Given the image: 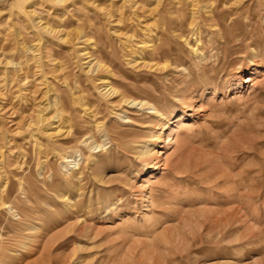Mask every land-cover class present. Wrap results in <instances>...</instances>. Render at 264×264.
Here are the masks:
<instances>
[{
	"label": "rangeland",
	"instance_id": "1",
	"mask_svg": "<svg viewBox=\"0 0 264 264\" xmlns=\"http://www.w3.org/2000/svg\"><path fill=\"white\" fill-rule=\"evenodd\" d=\"M30 9L66 40L40 44ZM192 13L197 26L176 30ZM81 35L122 95L102 96L86 74L73 45ZM24 45L40 47L42 67ZM55 94L66 108L52 140L34 123ZM78 94L85 107L71 103ZM159 128V156L144 158ZM1 201L16 210H0L8 264H264V0H0ZM13 214L33 228L19 230Z\"/></svg>",
	"mask_w": 264,
	"mask_h": 264
},
{
	"label": "bare ground",
	"instance_id": "2",
	"mask_svg": "<svg viewBox=\"0 0 264 264\" xmlns=\"http://www.w3.org/2000/svg\"><path fill=\"white\" fill-rule=\"evenodd\" d=\"M55 2H57V3H59V4H64V3H66L67 1H69V0H54ZM71 1V0H70ZM159 2V1H158ZM202 2V1H201ZM198 4V3H197ZM88 7V6H87ZM177 10V9H176ZM165 11V10H164ZM36 12V11H35ZM34 12V10H29L28 11V15L30 16V17H32V22H33V28L35 29V31L38 33V42L40 43L41 41H42V39H45L46 41H47V39H49V38H57L56 40H58V38H61L60 36L61 35H59V33H61V32H63V30H61V29H58V28H55V27H52L51 25H49V23H47L46 21H44L38 14H36ZM211 12V11H210ZM169 14V13H168ZM197 14V13H196ZM196 14L195 13H192L188 18H186V15L185 16H180V17H176V30H181V31H183L182 30V28H183V26L185 25V24H188V26L190 27V28H194V27H196L197 26V21H198V19H197V16H196ZM215 18V17H214ZM163 19V18H162ZM165 19V18H164ZM187 20V21H184V20ZM233 19V18H232ZM31 20V19H30ZM206 20V19H205ZM161 21V20H160ZM207 21V20H206ZM163 22V21H162ZM172 22H173V20L171 21V20H169V21H166V25H171L172 24ZM236 22V21H235ZM217 24H218V22H217ZM175 25V24H174ZM252 27V26H251ZM166 29V28H165ZM96 30V29H95ZM92 31V30H91ZM93 31H94V29H93ZM100 31H101V29H100ZM79 33H81L80 31H79ZM200 34V33H199ZM230 34V33H229ZM64 35H66L65 36V38H67L68 37V35H69V33H67V32H65L64 33ZM171 35V34H170ZM227 35H228V33H227ZM231 35V34H230ZM63 36V35H62ZM129 36V35H128ZM225 36H226V33H225ZM65 38H61V39H65ZM75 38H77V36L75 37ZM200 38V37H199ZM128 39H130V41H131V38H128ZM203 39V38H202ZM233 39V38H232ZM66 40V39H65ZM82 40V41H81ZM58 41H60V40H58ZM88 41H90V38L89 37H86L85 35H81V37H78V41L77 42H75L73 45H75V47L77 46V50H76V53H77V57H78V59H79V61L81 62V65H83V67H84V71H86V74L87 73H95V76H94V78H93V81H94V84H95V86H96V88H98V90H100V93H101V95L102 96H105V97H108V96H111V95H113V94H121L120 93V90L118 89V88H116V87H114V85H112V82L110 81V78H111V76H112V73H114V72H112V70H111V68H109L107 65H106V63L104 64L103 63V61H100V60H98V59H96V57H94L92 54H91V52L89 51V48H88V44H89V42ZM129 41V42H130ZM41 43H43V42H41ZM40 43V44H41ZM44 43H46V42H44ZM200 43H201V41L199 40V39H197L196 41H195V44L193 45V46H191L192 47V51H193V53H194V55H196V57L198 58V57H201L202 56V51H203V49H202V47H200L201 45H202V43H201V45H200ZM43 45H45L46 46V44H43ZM49 45H51V43L49 44ZM47 46H48V44H47ZM151 46V45H150ZM203 46V45H202ZM37 46H35L34 47V49L32 48V47H26V45H24V48L26 49L25 51H27V52H30L31 54H32V59L30 58L29 59V61L30 60H33L34 59V61L37 63V67H42V66H40L41 64H40V61H41V55L38 53L39 52V48H36ZM44 47V46H43ZM130 49H131V52H132V54L133 55H138L139 54V56H137V57H135V59H134V61H137L139 58L141 59V60H143V63H145V65H148V64H150V63H147L146 61H145V59H144V57L143 56H140V52H139V49L136 47V45L135 46H131L130 45ZM153 48V47H152ZM155 48V47H154ZM164 48V47H163ZM112 49V48H111ZM166 49V48H165ZM51 50V49H50ZM156 50V49H155ZM109 51V50H108ZM113 52V51H112ZM115 52V51H114ZM228 52V51H227ZM53 53V52H52ZM46 54V53H45ZM107 54V53H106ZM157 54V53H156ZM180 56V54H177V57H179ZM115 57V56H114ZM176 57V58H177ZM109 58H111V57H109ZM46 59V58H45ZM55 62V61H54ZM46 63V62H45ZM10 66H13L14 67V69H16V71H18V72H20V70H21V66H20V64H18V63H15V62H13L12 60H7L6 62H5V68H6V70H9L10 68ZM149 66V65H148ZM9 68V69H8ZM199 68V67H198ZM36 70V69H35ZM61 70V69H60ZM204 71V70H203ZM58 72H60V71H58ZM7 73V72H6ZM40 73H42V72H40ZM36 74V73H35ZM42 75V74H41ZM207 75V74H206ZM93 76V75H92ZM91 76V77H92ZM43 77H44V75H43ZM65 77V76H64ZM88 77V76H87ZM21 80V79H20ZM24 79H22L21 80V82L23 81ZM46 81V80H45ZM9 82V81H8ZM8 82H7V84H8ZM81 82V81H80ZM99 82L102 84L101 86H99ZM62 83H64V82H62ZM68 83H70V82H68ZM5 84H6V82H5ZM44 84H45V82H44ZM71 85V84H70ZM52 86V85H51ZM67 86V85H66ZM87 87V86H86ZM48 88V87H47ZM81 88V87H80ZM88 88V87H87ZM68 89V88H67ZM66 89V90H67ZM73 89V88H72ZM8 90V89H7ZM70 90V89H69ZM83 90V89H82ZM47 93L49 94L50 93V91H51V89L50 88H48L47 90ZM61 91V90H60ZM88 92V91H87ZM63 93H65V91H63ZM74 93V92H73ZM47 94V95H48ZM59 94H60V92H59ZM68 94L69 93H65V96H64V98L65 97H67L68 96ZM57 94H55V99H53L52 100V98L50 99L51 101H49L48 103H46L43 107H42V109L39 111V113L37 114V116H36V122L34 123L36 126H37V129H38V132L40 131L41 133H43L44 135H47L48 137H50V138H52V140H53V138H55V137H58L57 135H61L62 133V128L60 127V125L58 124L59 123V121H60V119H63L62 118V111L63 110H65L64 108H66V101H65V99L64 98H62L61 99V97H62V95H61V97H59L58 95L56 96ZM77 95V94H76ZM76 95H74V97L73 98H71V103H74V104H78V103H80V105L82 106V107H85V104H82L81 102H82V100H83V97H82V95H79V96H76ZM122 95V94H121ZM72 96H73V94H72ZM69 98V97H68ZM104 98V97H103ZM61 99V100H60ZM120 100H121V102H122V104L123 103H126V104H128V105H130V106H134V107H139V108H141V109H143V110H145V109H148V111H150V112H153L154 114H160V111L157 109V107L155 106V104H152V103H150L149 102V100H146V98L145 99H141V98H138V97H134L133 95L132 96H125V95H123L121 98H120ZM119 100V101H120ZM67 101H69V100H67ZM79 105V104H78ZM89 106V105H88ZM71 107V106H70ZM114 107V106H113ZM68 109V108H67ZM66 109V110H67ZM70 109V108H69ZM73 109V108H72ZM68 111V110H67ZM91 111V110H90ZM114 111V110H113ZM64 112V111H63ZM70 112V111H69ZM89 113V112H88ZM116 115H118L119 117H121V114H119V113H117L116 111L114 112ZM75 114V113H74ZM71 115V114H70ZM69 115V116H70ZM90 114H88V116H89ZM68 116V117H69ZM123 116V115H122ZM90 117V116H89ZM93 117V116H92ZM66 118V117H65ZM72 118V117H71ZM94 118V117H93ZM93 118H91V119H93ZM98 118V117H97ZM122 118H125V117H122ZM127 118V117H126ZM67 119V118H66ZM70 119V118H69ZM74 119V118H73ZM76 119V118H75ZM187 118L184 116V118L180 121V125L179 126H182V125H186L187 124V120H186ZM64 121V120H63ZM82 121V120H81ZM33 122V121H32ZM71 123V122H70ZM84 124V123H83ZM33 125V124H32ZM80 125V124H79ZM33 127V126H32ZM74 127V126H73ZM82 127V126H81ZM116 127V126H115ZM28 128V127H27ZM52 129H55V131L56 132H52L51 130ZM95 129H96V131L97 132H102L101 134L103 135V134H105V129L103 128V125L101 124V122H96L95 123ZM160 130H158L156 133H154L151 137H150V140H149V143L146 145V147H145V150L144 151H142L143 153H142V156L145 158H147V157H149L150 156V154L151 155H154L155 154V157L156 158H158V150H154L153 149V145H155V144H157V141L160 139V137H161V128H159ZM58 130V131H57ZM68 130V129H67ZM175 130V129H174ZM178 130H179V128L178 129H176L175 131H176V133H177V136H178ZM34 131V130H33ZM35 132V131H34ZM88 132V131H87ZM36 133V132H35ZM64 133V132H63ZM68 135L67 136H69V134L71 133V131H70V129H69V131H67L66 132ZM66 133H65V135H66ZM37 134V133H36ZM35 134V135H36ZM39 134V133H38ZM42 134V135H43ZM100 134V133H99ZM119 134H120V131H119ZM126 134V133H125ZM85 135H86V133H85ZM61 136H63V135H61ZM106 136V135H105ZM92 137L93 136H91V135H89V136H86L85 138H84V140H83V142H85V144L86 145H89V150L91 151V152H93V153H97V149L99 148L98 146H102V145H100V144H98L96 141H95V139H92ZM118 137V136H117ZM120 139H122V138H120ZM51 140V141H52ZM57 140V139H56ZM79 140V139H78ZM123 141V140H122ZM61 144V143H60ZM56 145H58V144H56ZM55 145V146H56ZM104 145V144H103ZM123 145H124V143H123ZM145 145V144H144ZM88 147V146H87ZM55 149V148H54ZM57 149V148H56ZM77 151V150H76ZM56 152H58V151H56ZM60 152V151H59ZM58 152V153H59ZM77 153H79V151H77ZM76 153V154H77ZM61 155V157H62V159L65 161V162H68V163H70V164H77L78 163V161H77V159H76V157L75 156H72V155H69V154H67V153H63L62 152V154H60ZM79 155H81V154H79ZM99 155V154H98ZM2 156V155H1ZM94 156V155H93ZM98 157V156H97ZM96 156H94V160L97 158ZM87 158V157H86ZM90 158V157H89ZM91 159V158H90ZM93 159V158H92ZM92 159H91V161H92ZM98 159V158H97ZM87 160V159H86ZM93 160V161H94ZM62 162V161H61ZM64 162V163H65ZM97 162V161H96ZM62 164V163H61ZM93 164V163H92ZM75 166V165H74ZM71 167H73L72 165H71ZM65 169V168H64ZM65 170H67V169H65ZM83 171V170H82ZM73 172V171H72ZM81 172H79V174H80ZM76 174V173H75ZM26 175V174H25ZM31 175V174H30ZM76 175H78V174H76ZM76 175H75V177H76ZM68 176V175H67ZM25 177V176H24ZM30 177V176H29ZM31 178V177H30ZM70 178V177H69ZM68 178V180H70ZM27 181V180H26ZM71 181V180H70ZM72 182V181H71ZM7 184V183H6ZM8 185V184H7ZM32 185V184H31ZM2 189V188H1ZM14 189V188H13ZM32 190V189H31ZM6 193V192H5ZM35 195V194H34ZM64 196V195H63ZM60 197V196H59ZM2 198V197H1ZM23 206V205H22ZM21 207V206H20ZM24 208V207H23ZM1 209H10L12 212H15L16 210H14L15 208H13L10 204H7L6 202H4V201H1L0 202V210ZM19 211V210H18ZM21 212H23V210L21 211ZM26 212V211H25ZM3 213H4V211H3ZM20 213V212H19ZM6 215H4V217H5ZM13 216H17V214H13ZM22 216H23V214H22ZM28 216V215H27ZM17 218H19L20 220H19V230H22V231H25V230H30L31 228H33V227H31V225H26L25 224V222L27 221V219L28 218H26V216L24 215L23 217H18L17 216ZM4 220V219H3ZM6 220V219H5ZM1 221V220H0ZM14 225H15V223H13ZM18 225V224H17ZM26 232H28V231H26ZM42 233V232H41ZM44 233V232H43ZM16 236H20V237H26L27 239L29 238V239H31V238H35V240H36V238L38 239V238H40L41 237V234L40 233H37V232H35L33 235L32 234H27V233H25V232H19V233H16ZM3 240V239H2ZM2 240H0V241H2ZM33 240V239H32ZM1 243V242H0ZM7 242H3V243H1L0 244V264H8L7 262H6V259H12V258H10V253H9V247L7 246V244H6ZM44 243V242H43ZM61 243V242H60ZM59 244V243H58ZM9 261V260H8ZM12 261V260H11ZM58 263V262H57ZM36 264H54L53 263V261H51V260H44L42 263H36ZM59 264V263H58ZM63 264V263H62Z\"/></svg>",
	"mask_w": 264,
	"mask_h": 264
}]
</instances>
